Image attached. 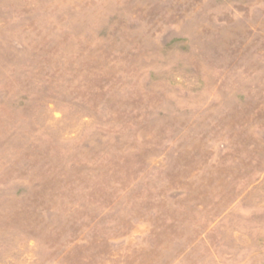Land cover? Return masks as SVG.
Returning a JSON list of instances; mask_svg holds the SVG:
<instances>
[{
    "label": "rangeland",
    "instance_id": "374dc122",
    "mask_svg": "<svg viewBox=\"0 0 264 264\" xmlns=\"http://www.w3.org/2000/svg\"><path fill=\"white\" fill-rule=\"evenodd\" d=\"M0 264H264V0H0Z\"/></svg>",
    "mask_w": 264,
    "mask_h": 264
}]
</instances>
